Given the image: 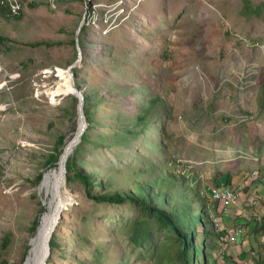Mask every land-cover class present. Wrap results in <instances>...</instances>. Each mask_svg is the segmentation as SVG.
<instances>
[{"label": "rangeland", "instance_id": "obj_1", "mask_svg": "<svg viewBox=\"0 0 264 264\" xmlns=\"http://www.w3.org/2000/svg\"><path fill=\"white\" fill-rule=\"evenodd\" d=\"M0 37V264L27 255L47 160L77 130L70 65L75 85L95 95L74 149L101 183L93 194L170 179L204 203L194 204L205 219L194 264H221L223 251L231 264L264 263V0H33L16 19L0 10ZM66 178L47 264L178 263L168 228ZM219 183L238 192L237 205L211 200ZM214 218L244 231L230 252Z\"/></svg>", "mask_w": 264, "mask_h": 264}, {"label": "trees", "instance_id": "obj_2", "mask_svg": "<svg viewBox=\"0 0 264 264\" xmlns=\"http://www.w3.org/2000/svg\"><path fill=\"white\" fill-rule=\"evenodd\" d=\"M32 6L33 5H31V7ZM3 42H5V39L0 37V43ZM41 45L49 46L48 44H45L43 42L34 43V46ZM94 98L95 95L93 96L90 93L84 94L85 106L83 108V112L88 123H91L89 111ZM149 102L150 107L154 106L156 103L155 100H150ZM138 119L143 121L145 117L141 116ZM86 139L87 134H84L82 136V143L85 142ZM63 144L64 138L61 137L59 140L60 147L63 146ZM75 154H77V151H74V156H69L66 162V180L68 182H71L73 179L79 180L85 189L86 196L88 198L94 199L97 202H105L110 204L129 203L138 206L139 208H141L143 213L158 221V224L161 225V227H166L170 230V233L173 235L172 240H174L179 247L176 254V261H178L177 264H194L196 262V259L198 257V247L195 243V227L197 224H203L205 219L203 215H198V211L194 208V204H198L204 207V203L201 199H190L184 193H182V190L172 189L169 182L173 181H171L170 179L169 182H164L161 179L155 177L146 181L136 182L134 184V187L128 191L103 192L95 195L93 194L94 187L96 185L101 186V183L96 182L92 176L81 172L78 165V159ZM60 157H62V149H57L56 153H53L49 156L46 163L47 167H49V170L58 167ZM64 199L65 201L63 202V204L67 202L66 195H64ZM207 218L208 216L206 217V219ZM262 221L264 224V215L262 217ZM209 222L212 225L211 219H209ZM38 223L39 219H37V221L35 222V226L38 225ZM212 234H214L215 237L220 238L224 233H214L213 231ZM55 239L56 234L53 232L49 243L51 253H53V251L58 248ZM8 240V238L5 239L4 247L7 246ZM221 241L223 242L221 244V247H223L222 245H225L224 238H221ZM134 242L136 244H140L139 241L135 239ZM25 256L26 253L22 257L21 261L17 264H22L25 260ZM260 260L261 259H259L255 264H264L261 262L259 263Z\"/></svg>", "mask_w": 264, "mask_h": 264}, {"label": "bare ground", "instance_id": "obj_3", "mask_svg": "<svg viewBox=\"0 0 264 264\" xmlns=\"http://www.w3.org/2000/svg\"><path fill=\"white\" fill-rule=\"evenodd\" d=\"M67 70V76L69 77L70 89L67 91V95L71 94L73 91V85L71 80L70 72ZM68 78V77H67ZM65 79V78H63ZM79 98V97H78ZM83 107V106H82ZM79 113V122L76 132L71 136L65 145H63L62 157H60V162L58 167L52 169L50 172L46 173L39 185V193L42 198L45 211L41 216L40 224L37 232L33 235L34 237L30 242V251L28 260L24 264H45L44 253L46 250L47 243L49 242L54 230L57 227L59 221V216L64 210L62 208V203L64 202L63 196L65 191V175H64V165L66 160L74 151L76 145L80 142L81 136L85 132V122L84 118L82 121V111ZM54 168V167H52ZM54 223L56 225H54Z\"/></svg>", "mask_w": 264, "mask_h": 264}, {"label": "built area", "instance_id": "obj_4", "mask_svg": "<svg viewBox=\"0 0 264 264\" xmlns=\"http://www.w3.org/2000/svg\"><path fill=\"white\" fill-rule=\"evenodd\" d=\"M32 1L33 0H0V10L7 19H16L22 14L28 3H31ZM51 5L56 9V6L53 5V3ZM211 200L219 203V205L233 206L238 204L240 196L235 190L219 183L218 186L211 191ZM213 223L217 227V232H223L225 234V245L228 247L236 244L244 234L243 229L239 227L233 230L220 227L217 218L213 219ZM225 255V251L219 254L221 264H231L225 259ZM243 264L247 263L244 262Z\"/></svg>", "mask_w": 264, "mask_h": 264}, {"label": "water", "instance_id": "obj_5", "mask_svg": "<svg viewBox=\"0 0 264 264\" xmlns=\"http://www.w3.org/2000/svg\"><path fill=\"white\" fill-rule=\"evenodd\" d=\"M80 54H81V53H80ZM67 69H68V71L70 72L71 80H72V82H73V83H72V85H73V91L71 92V94L75 95L76 97H79L78 111H82V106H83V101H84V94H83V91H82L79 87H77V86L75 85L74 81H73V72H72V70L74 69V65H70ZM82 117L84 118L85 129H86L87 124H86V120H85L84 113H83ZM59 162H60V161H59ZM66 162H67V160H66ZM63 172H64V175H66V172H67V170H66V163H65V165H64V170H63ZM69 204H70V202H69ZM67 207H68V206H65V207H64V210H66ZM64 210H63V211H64ZM61 218H62V213H61V215L59 216V221L61 220ZM59 221H58V223H59ZM55 223H57V222H55ZM55 223H54V225H56ZM58 223H57V225H58ZM54 231H55V230H54ZM49 243H50V240H49V242L47 243L46 250H45V253H44L45 264H47L48 258L50 257V254H51V252H50V244H49ZM29 251H30V249H29ZM29 251H28V253H27V255H26V258H25L23 264L28 260Z\"/></svg>", "mask_w": 264, "mask_h": 264}, {"label": "crops", "instance_id": "obj_6", "mask_svg": "<svg viewBox=\"0 0 264 264\" xmlns=\"http://www.w3.org/2000/svg\"><path fill=\"white\" fill-rule=\"evenodd\" d=\"M226 249H227L228 252H230V247H227ZM237 259L240 260V257H238Z\"/></svg>", "mask_w": 264, "mask_h": 264}]
</instances>
